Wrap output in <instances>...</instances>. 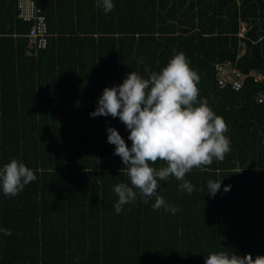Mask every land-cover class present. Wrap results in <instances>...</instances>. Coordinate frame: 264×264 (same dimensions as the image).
I'll use <instances>...</instances> for the list:
<instances>
[{"label": "trees", "instance_id": "16d2710c", "mask_svg": "<svg viewBox=\"0 0 264 264\" xmlns=\"http://www.w3.org/2000/svg\"><path fill=\"white\" fill-rule=\"evenodd\" d=\"M35 1L49 36L28 55L29 23L17 17L18 0H0V168L17 159L36 175L15 197L0 190V229L11 231L0 232V264L264 256V100L254 99L264 82L250 77L264 76V0H113L107 14L97 0ZM176 52L200 76V98L226 122L231 151L186 174L191 194L172 176L160 181L157 194L175 214L154 211L155 197L145 204L139 195L116 214L113 189L130 181L106 128L130 147L129 131L119 118L89 114L105 87L132 71L147 78L145 65L159 72ZM228 61L249 76L238 90L216 85L214 65ZM220 179L209 196L207 182Z\"/></svg>", "mask_w": 264, "mask_h": 264}, {"label": "clouds", "instance_id": "9594fccd", "mask_svg": "<svg viewBox=\"0 0 264 264\" xmlns=\"http://www.w3.org/2000/svg\"><path fill=\"white\" fill-rule=\"evenodd\" d=\"M96 7L107 14L115 5L113 0H97ZM144 71L149 73L147 78L132 71L121 84L105 87L89 116L119 118L129 131L130 147L115 128H106L107 142L114 145L113 155L120 157L130 181L118 183L113 189L118 197L113 205L115 213L120 214L126 204L135 203L139 195L145 204L155 197L154 211L164 208L175 214L178 208L157 194L160 181L172 176L181 181L180 190L191 194L194 185L185 179L186 174L193 169L203 172L214 161L223 162L231 151V141L225 135L228 126L200 98V76L189 66L183 52H176L159 72L146 65ZM158 162L164 166L154 167ZM35 180L34 171L17 159L0 168V190L5 197H15ZM220 189L221 179L207 182L209 196L214 197ZM223 190L229 191L230 186ZM0 232L11 235L9 229ZM204 264H264V256L253 259L251 254L241 257L219 251L210 253Z\"/></svg>", "mask_w": 264, "mask_h": 264}, {"label": "built area", "instance_id": "2783aa9c", "mask_svg": "<svg viewBox=\"0 0 264 264\" xmlns=\"http://www.w3.org/2000/svg\"><path fill=\"white\" fill-rule=\"evenodd\" d=\"M17 17L29 23V30L26 34L28 38V55H34L36 50L44 48L48 41L49 33L45 23V17L35 0H18ZM240 28L238 34L242 36L245 28L244 22H239ZM215 81L218 87L229 86L234 90L240 89L243 80L249 76L242 75L241 70L235 67V64L228 61L216 63ZM255 82H264V76H250ZM255 102L260 103L264 100V93L255 96Z\"/></svg>", "mask_w": 264, "mask_h": 264}]
</instances>
